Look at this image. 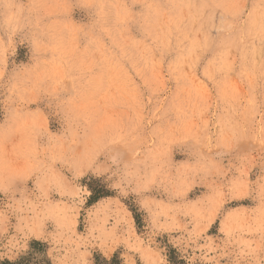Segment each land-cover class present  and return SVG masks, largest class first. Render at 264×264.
Wrapping results in <instances>:
<instances>
[{
	"label": "clouds",
	"instance_id": "1",
	"mask_svg": "<svg viewBox=\"0 0 264 264\" xmlns=\"http://www.w3.org/2000/svg\"><path fill=\"white\" fill-rule=\"evenodd\" d=\"M0 264H264V0H0Z\"/></svg>",
	"mask_w": 264,
	"mask_h": 264
},
{
	"label": "rangeland",
	"instance_id": "2",
	"mask_svg": "<svg viewBox=\"0 0 264 264\" xmlns=\"http://www.w3.org/2000/svg\"><path fill=\"white\" fill-rule=\"evenodd\" d=\"M103 194H107V193H103V192H97L95 193V196L96 198H99L100 195H103ZM128 210L130 213H132V216H133V219L135 220L136 219V214H135V210L134 208H132L131 206L128 207ZM30 246H31V242H30ZM95 255V254H94Z\"/></svg>",
	"mask_w": 264,
	"mask_h": 264
}]
</instances>
